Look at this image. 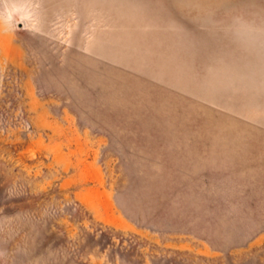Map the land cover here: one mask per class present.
<instances>
[{
    "label": "rangeland",
    "instance_id": "1",
    "mask_svg": "<svg viewBox=\"0 0 264 264\" xmlns=\"http://www.w3.org/2000/svg\"><path fill=\"white\" fill-rule=\"evenodd\" d=\"M0 264H264V0H0Z\"/></svg>",
    "mask_w": 264,
    "mask_h": 264
}]
</instances>
